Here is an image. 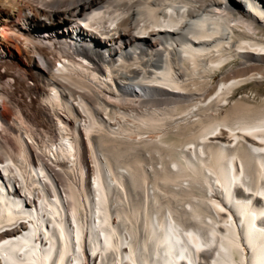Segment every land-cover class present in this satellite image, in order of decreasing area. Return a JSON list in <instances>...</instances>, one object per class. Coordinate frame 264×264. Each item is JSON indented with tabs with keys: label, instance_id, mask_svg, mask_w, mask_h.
<instances>
[{
	"label": "bare ground",
	"instance_id": "obj_1",
	"mask_svg": "<svg viewBox=\"0 0 264 264\" xmlns=\"http://www.w3.org/2000/svg\"><path fill=\"white\" fill-rule=\"evenodd\" d=\"M0 65V264H264V0H0Z\"/></svg>",
	"mask_w": 264,
	"mask_h": 264
},
{
	"label": "rangeland",
	"instance_id": "obj_2",
	"mask_svg": "<svg viewBox=\"0 0 264 264\" xmlns=\"http://www.w3.org/2000/svg\"><path fill=\"white\" fill-rule=\"evenodd\" d=\"M261 89H262V87H256L255 88V86H253V85L252 86H247L246 90H245V93L251 95L252 97H254V98L248 99L247 101H252V104H255L258 101V97L255 96L256 94L253 93V91L254 90L258 91V90H261Z\"/></svg>",
	"mask_w": 264,
	"mask_h": 264
}]
</instances>
